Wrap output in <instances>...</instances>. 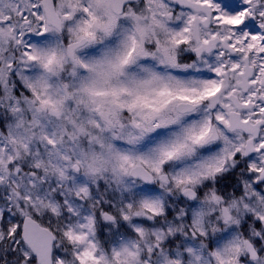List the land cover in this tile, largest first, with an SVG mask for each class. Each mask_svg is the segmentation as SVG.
<instances>
[{
    "label": "snow or ice",
    "instance_id": "6c2138e0",
    "mask_svg": "<svg viewBox=\"0 0 264 264\" xmlns=\"http://www.w3.org/2000/svg\"><path fill=\"white\" fill-rule=\"evenodd\" d=\"M0 264H264V0H0Z\"/></svg>",
    "mask_w": 264,
    "mask_h": 264
}]
</instances>
